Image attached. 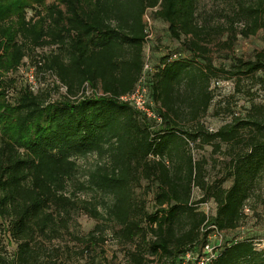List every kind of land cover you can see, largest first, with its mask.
<instances>
[{
    "label": "trees",
    "instance_id": "trees-1",
    "mask_svg": "<svg viewBox=\"0 0 264 264\" xmlns=\"http://www.w3.org/2000/svg\"><path fill=\"white\" fill-rule=\"evenodd\" d=\"M199 2L0 0V234L16 246L6 256L0 239V264H67L62 257L73 249L65 241L82 246L76 254L84 256L108 231L133 245L128 264H180L205 242L207 216L197 206L209 200L215 209L208 222L224 233L212 264H264L253 239L227 238L260 197L264 104L244 115L232 111L215 131L202 123L215 82L264 72V49L230 69L216 68L208 56L212 43L232 49L239 37L260 31L264 40V0H215L206 15ZM149 11L192 56L170 60L179 53L167 51L151 65L147 85L160 127L120 101L143 71ZM38 49L47 53L36 55ZM23 67L39 83L50 75L59 98L51 100L46 85L34 89ZM205 146L224 157V176L212 183L207 161L193 156ZM89 155L96 163L81 178L77 159ZM193 189L201 193L197 201ZM79 216L96 222L84 235Z\"/></svg>",
    "mask_w": 264,
    "mask_h": 264
},
{
    "label": "rangeland",
    "instance_id": "rangeland-1",
    "mask_svg": "<svg viewBox=\"0 0 264 264\" xmlns=\"http://www.w3.org/2000/svg\"><path fill=\"white\" fill-rule=\"evenodd\" d=\"M53 0H46L47 4L52 3ZM217 3L215 0H200L199 11L204 14L205 12L212 11L216 8ZM150 16V11L148 12ZM30 13H27V17H30ZM151 27V38L144 46L145 57L148 56L151 65L157 64L160 57L167 51H173L179 53V57L192 59L191 54L186 50L184 46L183 38L180 40L173 39L169 32L167 24L162 23L159 20H154ZM209 58L216 68L230 69L236 64L238 59L242 61L254 60V55L264 49V40L262 32H258L255 36L249 38L239 37L235 42L232 49H222L216 45V43L210 44ZM47 53V49L36 50V55H42ZM198 62H201L200 60ZM27 66L30 63V59H26ZM24 78H23V76ZM21 76L17 73L20 80L25 79L27 82L28 76L26 75L25 68L21 70ZM23 78V79H22ZM44 78V79H43ZM40 78V83L35 80L36 86L42 87L46 85L50 89L51 100L59 98L58 93L53 89L56 85L55 80L50 75H45ZM18 79V80H19ZM222 80V79H220ZM23 82V81H22ZM221 85L214 91V99L206 113L202 118L204 126L212 131L217 130L220 126L228 123L230 113L235 111L239 114H245L250 109L251 105L264 104V72L259 71L252 76L240 77L238 79H231L229 81H220ZM42 83V84H41ZM214 83V82H213ZM63 92V91H61ZM1 127V126H0ZM212 149L205 146L201 149H196L193 152L195 159H205L207 165L205 166L206 180L208 183H212L215 180L222 179L224 176L223 165L224 157L221 154L212 155ZM96 163V157L89 155L84 158L77 159L79 167V174L81 178L86 174ZM231 184V181H226L223 187L227 188ZM144 184H142V187ZM143 189V188H142ZM139 188L136 189L137 193L142 191ZM259 198L254 199V202H250V205L254 206V210L247 212V217L243 222L242 227L237 229L231 234H227L228 239L236 241L243 239H253L256 242L257 249H264V178L259 187ZM201 197V193L198 189H193L192 200L197 201ZM153 194L149 193L146 196L148 210L151 211L153 204ZM198 210L207 213L210 218L215 209L214 203L209 200L206 203L199 204ZM249 208V207H248ZM80 234L84 235L90 232L96 225V222L86 216H79L77 218ZM107 238L104 243L97 244V246L89 251L84 256L77 255L76 251L81 250L83 247L76 243L65 241L72 253L68 255L66 259L67 264H128L127 253L133 249V245L121 244L117 242L111 235V232H107ZM1 247H3L4 255L11 256L16 246L9 240V236L0 234ZM64 243V244H65ZM64 245L63 243H55L54 245Z\"/></svg>",
    "mask_w": 264,
    "mask_h": 264
},
{
    "label": "built area",
    "instance_id": "built-area-1",
    "mask_svg": "<svg viewBox=\"0 0 264 264\" xmlns=\"http://www.w3.org/2000/svg\"><path fill=\"white\" fill-rule=\"evenodd\" d=\"M143 22L145 25V39L147 44L151 38V27L153 24L148 12L143 16ZM178 58L179 54H172L170 60H176ZM25 71L28 76V83L34 89H37L33 69H25ZM151 71V62L149 57L146 56L142 74L133 91L130 94L120 97V101L130 104L137 112L145 116L146 119L152 121L157 127H160L163 123V119L159 109L150 98L147 85V74ZM213 85L214 87H220L221 82H215ZM61 91L64 92L65 89L62 87ZM84 92L86 95H89L92 93V90L88 85H85ZM98 95H101V93H98ZM244 212L247 214L249 210L245 209ZM205 214L207 216V221L201 229L202 233L205 235V242L196 251L186 253L180 264H212L217 259L219 248L224 242V233L219 230L217 226L209 223L208 214Z\"/></svg>",
    "mask_w": 264,
    "mask_h": 264
}]
</instances>
